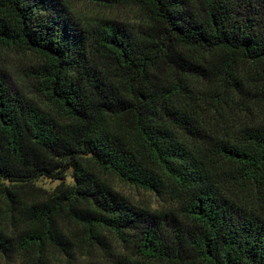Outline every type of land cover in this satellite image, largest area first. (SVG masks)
Instances as JSON below:
<instances>
[{
	"label": "trees",
	"instance_id": "16d2710c",
	"mask_svg": "<svg viewBox=\"0 0 264 264\" xmlns=\"http://www.w3.org/2000/svg\"><path fill=\"white\" fill-rule=\"evenodd\" d=\"M119 1L142 26L0 0V46L38 59L33 95L0 73V198L17 229L0 227V255L264 264V0ZM41 181L58 185L44 196ZM64 219L109 256L78 262Z\"/></svg>",
	"mask_w": 264,
	"mask_h": 264
},
{
	"label": "rangeland",
	"instance_id": "374dc122",
	"mask_svg": "<svg viewBox=\"0 0 264 264\" xmlns=\"http://www.w3.org/2000/svg\"><path fill=\"white\" fill-rule=\"evenodd\" d=\"M69 10L78 21L97 25L105 22H112L125 30H135L143 25V13L139 8L119 0H64ZM38 63V59L30 52L1 47L0 46V73L6 78L14 91H24L33 95L31 80L29 74L33 67ZM42 187V195L46 196L58 185L57 182L41 181L37 184ZM118 190L124 195L130 197L137 206H150L152 209H160L161 202L151 194L137 191L134 188L118 184ZM2 200L0 198V227L8 234L17 231L10 226L6 214L3 212ZM63 226L70 231L71 245L78 262H100L103 257L109 256L105 249L99 245L90 235L80 227L73 226L65 219ZM109 239L110 252H119L120 246L115 242L113 236H107ZM41 256L49 264H69L73 262L61 250L55 247H49ZM38 255H32L31 258L24 256H4L0 255V264H39Z\"/></svg>",
	"mask_w": 264,
	"mask_h": 264
}]
</instances>
